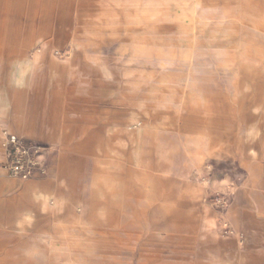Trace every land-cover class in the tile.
Segmentation results:
<instances>
[{
    "label": "rangeland",
    "instance_id": "obj_1",
    "mask_svg": "<svg viewBox=\"0 0 264 264\" xmlns=\"http://www.w3.org/2000/svg\"><path fill=\"white\" fill-rule=\"evenodd\" d=\"M0 264H264V0H0Z\"/></svg>",
    "mask_w": 264,
    "mask_h": 264
},
{
    "label": "built area",
    "instance_id": "obj_2",
    "mask_svg": "<svg viewBox=\"0 0 264 264\" xmlns=\"http://www.w3.org/2000/svg\"><path fill=\"white\" fill-rule=\"evenodd\" d=\"M1 140V169L20 177H29L37 170L44 171L41 151L37 145L7 129H3Z\"/></svg>",
    "mask_w": 264,
    "mask_h": 264
}]
</instances>
